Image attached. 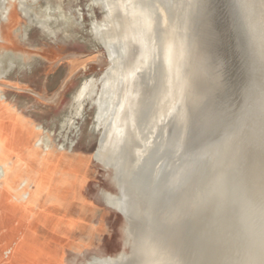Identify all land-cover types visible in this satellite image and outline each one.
I'll list each match as a JSON object with an SVG mask.
<instances>
[{
	"label": "rangeland",
	"instance_id": "1",
	"mask_svg": "<svg viewBox=\"0 0 264 264\" xmlns=\"http://www.w3.org/2000/svg\"><path fill=\"white\" fill-rule=\"evenodd\" d=\"M22 1L0 28V113L12 116L0 131V161L12 169L0 175V264H88L95 255L151 264L116 256L130 251L123 216L137 209L160 264H264V0ZM108 17L114 30L105 34ZM172 26L185 99L166 120L172 154L159 167L155 154L146 169L131 104L143 120L153 114ZM85 86L82 113L64 125ZM55 180L72 202L47 223L23 195L41 201Z\"/></svg>",
	"mask_w": 264,
	"mask_h": 264
},
{
	"label": "bare ground",
	"instance_id": "2",
	"mask_svg": "<svg viewBox=\"0 0 264 264\" xmlns=\"http://www.w3.org/2000/svg\"><path fill=\"white\" fill-rule=\"evenodd\" d=\"M14 1H17V0H0V12H1L0 28H1V21H6L7 19H9L8 12L10 10V4L12 2H14ZM21 1L22 0H19L20 3H21ZM47 9H49V8L47 7ZM21 10L23 11V15L25 17L28 16L30 21H32V17L30 15V14H32L31 10H30V8L28 6H26L25 3H23V1H22V5H21ZM32 12H33V10H32ZM36 13L37 12L35 11V14ZM38 14L40 15V13H38ZM115 17H114V19L117 20L119 15H117ZM43 19H46V18H43ZM108 19L105 18V21H106L105 26H104V33L105 34L112 33L113 30H114V28L112 26V22L110 21V17H108ZM45 22L46 21L40 20L38 22L37 26H39V27L43 28L44 30L48 31L49 34H53L54 31L51 30L49 28V25H47ZM176 27L172 26V27H170L168 29L167 38H166L165 46H164V79H163L162 88H161V91H160V94H159V99H158V102L156 104V107L154 109L153 114L151 115V117L149 119L147 118L146 120H143V119L140 118V114H139L135 104L133 102L131 104V108L136 110V120L132 121V130H131V132H132V134L139 136L141 138L143 144H144V149L143 150H138V151L135 152L136 158H137L139 166H141V168L144 167L146 169L147 168L150 169L151 166L152 167L155 166V165H153L154 161H156V160H153V159H157V158H155V154H157L156 157H158L160 159L159 162L157 161L156 167H159L162 163H164L165 160H167V157H169L172 154V152L170 151V149L166 145V143H167L166 142L167 141V133H166V129H165L166 128V126H165L166 125V120L168 119L169 116H171L175 112L177 106L179 105V103L181 104V101H183V98H184L183 97V94H184L183 85H182V83L178 82L179 80L177 81L178 77H176V75H173V74H175V72H174L175 69H180V67H181V66L179 67V65L177 64L178 68H176L175 63H178L177 60H179L180 58L183 60V58H182L183 57L182 41L180 40L181 38H178L181 41L180 44L178 43L179 45L178 44L175 45L176 42H174V38L177 37L176 36L177 32H175V30L177 29ZM91 31H94V29H91ZM27 35H28L27 32H25L24 36L27 37ZM179 36L181 37V35H179ZM4 61H6V60H4ZM182 63L183 62H181L179 64L182 65ZM22 66H24V65H22ZM13 67H14V64H13ZM174 67H175V69H174ZM179 71H181V70H178L177 72L179 73ZM178 73H177V75H178ZM4 74L5 73H1V71H0V78H3ZM94 81H95L94 78H92V83H94ZM178 83L181 84V85H179L180 87L178 86ZM179 88H180V91H179ZM88 90L89 89L85 86L84 88H82V90L79 93H76V92L74 93V95L72 97V100L70 102V105H69L70 116L68 115V117L65 119V121L63 122L64 125L69 124L70 127L74 126L73 115H80L82 113V110L84 108V104L86 102V96L88 94ZM183 104H185V102H183ZM182 112H181V117L183 116ZM187 118H188V116H187ZM187 118H185V119L187 120ZM11 119H12L11 115L7 116L5 114H1L0 113V131H4V130L7 131L8 130L9 124L12 122ZM141 120H142L143 123L141 122ZM70 127H69V129H70ZM39 129H41V127H39L38 130ZM45 142H47V141H45ZM3 153H4V149H2V147H0V158L3 155ZM97 157L100 159V162L103 164V160L101 158L100 152L97 154ZM149 159H151V160L149 161ZM151 161H152V163H151ZM69 162H70V160H68L67 163H65L64 165H70V164L73 163V162H71V163H69ZM149 162H150V166H148ZM216 165H218V163ZM5 166L6 165L2 161H0V175L3 176V178H2L3 180L8 177V172L7 171H11L12 170L10 166L8 167L7 170H5ZM184 167H188V166H184ZM214 169H216V168H214ZM34 170L37 171V173L40 175L39 178H41L40 180H41V184L43 186L46 183L45 182L46 172L42 171L41 168H39V167L37 169H34ZM185 170H188V169L184 168V170L182 169V171L179 172L180 174L178 173L179 177L184 176ZM205 176L207 177V174ZM212 176H211V178H212ZM211 178L209 177V179H211ZM218 178H219V176H218ZM227 179H228V177H227ZM206 181L208 182V177H207ZM203 183H205V182H203ZM222 183H221V185H223ZM28 184H29V182L26 181V183L22 184V188L25 189V186L28 185ZM219 184L220 183L218 182V185ZM34 185H35V183H34ZM34 185L32 186V189L34 188ZM49 186L52 187V195L51 196L47 195V197L44 198V199H43V197H41V201H39L40 199H38V198L34 199V201H31V199H29L30 195H31V192H29V193L25 192L23 197L25 199V206L35 207L36 208L35 211H37L39 214L43 215V220L44 221H46L47 223H55L57 221V218H58L59 214H62V212H64L66 210V207L72 201L67 202L64 199V197L66 196V194H64V192H65L64 191V186L62 185V182H60L59 180H55V181L51 182V184ZM72 187L73 188H72L71 191H73V193H74V197L73 198L75 200V198L78 195V189H79L77 180H75V182L73 183ZM211 188L213 189V186ZM199 189H201V187ZM131 191H132V189L129 192H131ZM204 192H205V190H204ZM131 193L135 194L134 191H132ZM103 200H104V202H105V204L107 206H113V208H115L117 211L123 212L121 210V208L119 207L117 202L112 201L110 199L105 200L104 198H103ZM35 202H39V203L35 204ZM135 211L136 212L134 213L135 214L134 216H131V217H129L128 215H124L123 216L124 219L127 222V224H126L127 225V227H126V236H127L126 237V243L130 244V247H129L130 251L126 252V250H125V252H121V253H119L116 256L124 258V260H126V259L130 260V258L132 256V258L133 257H137L139 262H143L144 263V262H147V260H148V261L152 262L151 264H160L158 260H155V259L151 258L152 257L151 255L154 253V248L151 247V245L148 243V241L144 237L143 227H142V224H141V222H142L141 219L142 218H141V214H139L140 210L137 209ZM84 217H85V215H84ZM63 231H65V230H63ZM110 256H111V258L114 257L113 255H110ZM86 260H87L88 264H109V261H110V259L108 257L97 256V255L92 256V257H90V258H88Z\"/></svg>",
	"mask_w": 264,
	"mask_h": 264
},
{
	"label": "water",
	"instance_id": "3",
	"mask_svg": "<svg viewBox=\"0 0 264 264\" xmlns=\"http://www.w3.org/2000/svg\"><path fill=\"white\" fill-rule=\"evenodd\" d=\"M105 47V46H104Z\"/></svg>",
	"mask_w": 264,
	"mask_h": 264
}]
</instances>
